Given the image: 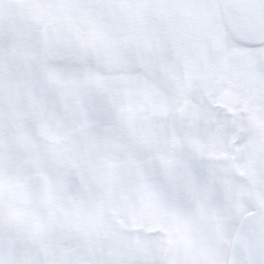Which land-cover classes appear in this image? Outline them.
I'll list each match as a JSON object with an SVG mask.
<instances>
[{
    "label": "snow or ice",
    "instance_id": "1",
    "mask_svg": "<svg viewBox=\"0 0 264 264\" xmlns=\"http://www.w3.org/2000/svg\"><path fill=\"white\" fill-rule=\"evenodd\" d=\"M0 264H264V0H0Z\"/></svg>",
    "mask_w": 264,
    "mask_h": 264
}]
</instances>
